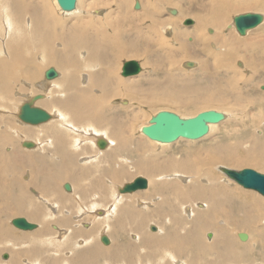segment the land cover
I'll return each mask as SVG.
<instances>
[{
  "label": "bare ground",
  "instance_id": "bare-ground-1",
  "mask_svg": "<svg viewBox=\"0 0 264 264\" xmlns=\"http://www.w3.org/2000/svg\"><path fill=\"white\" fill-rule=\"evenodd\" d=\"M116 1L120 4V8L122 10V7L124 6L121 5L120 0H116ZM143 1L146 2L145 0ZM157 1L161 2L162 0H157ZM165 1L168 2L169 0H165ZM240 1L242 5L236 6L234 9H232V11H239V10L252 9V8L256 9L257 7V4L255 2L256 0H240ZM53 2L55 3V6L60 13L69 14V13H74L78 10V7H76L72 11H64L60 8L57 0H53ZM137 2L138 0L135 1L134 7L136 6V4H138ZM210 2H212V0H210ZM224 3L231 4V0H223V2H219L213 5L205 4L206 7L208 8L207 11L206 10L204 11L205 13H203V11L199 12L197 11V9L196 12L194 13L192 11L184 10L185 15L191 14L195 18L194 19L195 25H193L190 30V32L194 35L195 43H193V45L187 44L188 47L184 46L182 47V49L188 51L190 49H194L195 46H199L201 49L208 52L207 55L214 57L216 61L217 60L220 61L219 57L225 59V57L230 58L234 56L233 49L237 48L241 44L248 41L247 39L237 41L234 40L233 38H229L230 33L225 36H217L216 31H218V29L220 31L221 24L226 20L225 18H222V16L226 15L225 12L218 13L220 10L224 9L225 7ZM88 4H90V1L89 3L86 4V7L88 6ZM76 5H77V0H76ZM47 7L48 6L46 7L44 6V0H39L36 3L32 2V0H0V56L7 57L9 55V51L11 52L10 57L13 54L11 58L0 62V67L2 71L0 74V91H2L8 85V83L10 82L12 83L18 78V69L25 70L24 68L25 65H28L31 62L34 63L33 55L35 56V54L34 53L33 55L29 54V51H31V49H24L27 45H25L22 41L13 43L11 45V48L9 46V43L11 41L18 40V26L21 29V36H28L27 39L29 40L35 39L39 43L36 44V46L33 45V47H35L33 50H35L39 46V50L41 51V53L44 52L42 58H40L41 55L39 54L40 62L41 61L42 63L48 62L46 63L45 66L54 65L57 68L59 74V76L55 79L46 81L47 79L45 80L44 78V80L31 84V85H35L39 90L46 93V97L45 100H43V104L49 107V110L53 112L52 113L53 116L49 119L50 121L48 120L47 122H45L47 124H45L42 127L40 126L41 124H39L41 128L38 129V132H42V133L47 132V134L44 135L43 137H41L38 133H36L33 130L32 131L24 130L23 127L22 129L19 123L17 127H13L15 126L16 123L15 124L10 123L12 121V120L10 121L11 118L9 119L6 116L15 114V116L17 117L18 114L17 111L19 110L16 107L17 111L15 109L14 111H11L9 105L11 103H9L8 106L5 101L6 100L5 98L6 96L4 94L5 91H3L2 94L0 92L1 95L0 96L1 99L0 127H2L4 130L7 131V133L4 134L3 137L0 139V246H1V250L5 249L7 251L8 248L5 247L7 245L16 246L18 244V246L21 248L20 251L18 252V260H15L14 256H10L9 259L5 261L3 260L4 262H0V264H20L21 259H25L26 264H44L43 261H45L47 264V260L49 259L52 260V262L49 261L48 264H78L79 257L82 256H88V258L93 257L92 251H95L94 255L96 256L101 255V253H96V250H101L102 248L98 247L96 243H93V239L95 236L93 235V237H91L92 235H89L90 230L83 232L82 234L84 236H80V234H77L79 241L81 243L88 244L87 245L89 247L88 249L74 248L72 247L73 243L70 242L69 245L71 246L69 248L66 247H61L58 249L54 248L53 250L48 251V256L46 255L47 250L38 252L36 247L33 245V244L37 245L44 234L42 236L41 234H38V235H27L26 237H24L23 235L24 233H23L22 240L18 235V241H15V237L13 236L11 230H7L5 217L7 215H10L9 213H15V215L18 214L20 216L23 215L27 218L28 215L26 216V213L22 208L27 206L28 209L34 210V208L36 207V204H34L30 198H28L30 199V201L27 204L18 201L13 202L10 199H12L14 195L17 197V193L15 191L17 190L18 192V187L20 188L22 193L25 194L24 187L29 188L30 184L37 183V180L32 175V171L35 172L37 175H41V176L46 175L47 172L45 167L43 166L44 163L46 164V167L50 168L51 171L53 172V173L51 172L50 177L53 175L54 177L57 176V178H59L58 177L59 174L62 175L63 180L64 179L71 180V183L73 182L74 184V187L73 186L72 187L75 188V193L74 195H72L70 201H68V199L64 196L60 197V195L56 193L55 181L53 182L52 180H50L52 178L49 177L47 178L46 182H44L40 187V189H42V192L46 197L39 195L35 197L36 199L46 204H49L48 202L50 201L61 202L62 206L71 203L73 204L74 202L75 204H78L77 207H84L82 205L85 204V200H83L81 196H79V193H81V195L86 197L93 196L92 198H96L97 199L96 202L100 204V206L102 207L101 209L103 211V214L101 213L102 212L101 210H97L96 213L98 215L94 213L95 223L94 225L92 224V226L94 227L91 226L92 227L91 230H94L98 225H100L98 226L100 229V233L102 231H104L105 233H110L113 236L114 242L117 243V238H118L116 236L118 235L117 233L119 232L122 233L125 231V229L131 228L136 234V240L139 241V243L141 242L139 249V247L136 244H132L129 241H125L124 243L119 245L116 250L115 249L107 250L108 252H113L110 253L107 260H96V262L95 261L93 262L92 260L90 261L92 262L91 264H238L237 262L240 263L242 262L244 264H257L256 262L258 260L259 261L261 260L260 263L264 264V199L256 196L255 194H252L251 192L248 193L244 190L232 188L231 186L230 188H227L226 186L218 182L219 180L218 175L222 174L221 172L218 171L219 168H223L226 173V170H230L226 166L229 165L230 162H233V159L230 157V155L226 153H219V152L216 153L215 151H213L215 152V154L213 155L209 153L210 155L209 161H217V163L214 165L215 167V170H213L214 174L204 181L205 184H201L200 177L194 176L191 168L185 170V172L188 173L187 175L181 173L182 172L181 165L183 166V164H186L184 161V157L182 156L180 157V159L178 156H169L168 158H166L165 163H155L158 162V160L151 157L150 154L151 145L142 138L143 140L141 139L137 143L139 144L138 146L143 150V152L147 153V156H144L145 159L140 158L138 152L136 153V150L134 149L130 152H132L134 155V161L132 162V166L133 169L135 170V174L136 173L145 174V176L146 175L149 176L148 187H147L148 189L147 190L143 189L145 190L143 192L137 191L139 193L133 196L123 195L121 197L120 195H117L112 197L114 195L115 189L117 188L118 191V188L120 187L115 183L114 177L118 179V177L120 178V177L128 176V174H125L126 173L125 168L122 169L123 161L131 163L132 160L131 158L130 160L127 159V157L125 158V155L120 154V151L126 150L128 148L127 144H129V142L121 139V131L118 127L113 126V132H111L112 135L110 138L105 130L97 129L95 126H93L92 124L94 122H100L105 117L103 112H99L100 107L98 105H100L101 103L97 100H93L90 97H88V95L85 92L83 94L84 97L80 99L77 90L72 85L77 83L78 79L81 78L80 83H82L85 91H89L87 89L89 88V86L104 87V81L101 78L102 75L97 72V69L100 66L102 67V60L108 58L109 49H111V52H114L115 54L124 52V49H122L121 47L120 48L122 50H120V48L114 47L115 42H112L111 38L117 40V37L123 38L125 34L120 35L119 31L115 29L113 36H110L108 33H106V37L102 35H98L97 37L94 38L92 36L94 38L91 40L92 43H88L87 45H85V43H80V39L87 38L88 34H86L85 32L88 31V28L75 29L74 37L71 36V32L69 31V29L68 30L61 29V31L58 32L57 29L61 27V19H59L60 17H57L53 14L54 11L52 12V8L50 7L47 8ZM93 10H95V8L92 9V11ZM153 11H156V6L154 5V3L148 2V4L146 5L144 4L143 13L145 17L149 16L150 14H153ZM168 11L169 14H171V16L174 15L172 16V18L177 17L179 14L178 9L176 8L168 7ZM24 13L29 14V17L26 18L25 20H23L22 18V15ZM234 16H232L231 20L229 21L230 23H228V27L230 24L232 25L230 29L233 28L234 31H236L235 26L232 24ZM127 18L132 22L137 20L132 16H129ZM113 19L118 23L120 22L118 16H115ZM167 23L172 24V31L169 35H167V37L180 39L184 35V32L179 31L180 32L179 33L178 32L179 29L178 30L176 29L177 25L175 19L162 20L161 23L158 25L159 31L161 33L163 26L165 25V28L167 27ZM165 28L163 29V31L165 30ZM211 28H213L214 33ZM153 29H154L153 26H150L148 28V30L144 35V40L142 41L143 44L150 45L153 43V38L149 33L152 32ZM248 31L246 32V34L248 33ZM207 32L213 34L209 35ZM6 36L9 38V42L5 41ZM259 38L260 41H262L264 39V36L262 37L260 36ZM47 40L49 41V43H47L46 45L45 42ZM54 41L56 44L55 46H54ZM156 42L159 45L162 44V42L159 40H156ZM234 43H236V46L232 47ZM98 45H101V48L97 47ZM215 45L219 46L221 50L225 51V53H222L223 56L219 55L220 53L218 52H211L212 50H214L213 47ZM209 46L211 47V49ZM58 47L60 48L58 49ZM80 49L82 50V52ZM125 51L127 52V54H131V51L129 49H126ZM24 52L25 54L23 55ZM78 52L79 53L81 52V57L85 59L87 66L84 67L83 65H81L80 61L77 58H76L77 60L73 59V56L75 55L76 57ZM187 60L190 59L184 60V63ZM63 62L65 64H63ZM174 63H175L174 58L171 57L169 61V65H172ZM189 63H193V61H189ZM239 64L242 65L240 62ZM74 66H76V68L78 69L76 71L78 72L80 70L79 69L80 67H82L81 70L87 69L88 71H85V73L79 72V74L77 73V75L76 73H74L75 70H73V72L70 73V67L72 68ZM40 73L41 70L33 68V72L31 71V75L33 74V76H31L29 80H35L36 77L40 75ZM23 74L26 75L27 74L26 71ZM92 76L93 78L91 81L90 78ZM25 83L28 84L27 82ZM184 83L185 82H183V86L185 85ZM180 89L183 88L180 87ZM31 90H32V86H31ZM67 91H68V98L58 97L59 95H56V93H62ZM90 91L94 94L99 92L96 89ZM72 92H74L75 94H73L72 96L69 95V93ZM180 93L181 92L177 90V92L174 93V96L176 95L179 96ZM31 96L27 97V99L30 98ZM35 105H37V102L35 103ZM53 109H57L58 111L56 110L53 111ZM224 114L226 115L225 118L226 120L228 118V114L227 113ZM78 118L80 119L82 118V121L85 120V122L82 123L81 121H79L81 124L77 123V120H80ZM7 119L10 122H8ZM48 122H52V123H48ZM55 124L63 125L65 128L69 129V131L72 130L79 131L80 135H83L84 131L86 129H89L88 133L95 135L96 137L94 140V144L98 150L103 151L108 149H115L119 153H106L102 156L97 157L96 159L94 157V160L92 161V166L94 168H76L77 166H79L78 163L76 166V162L74 165V161L78 159L77 157L79 154L78 152H76V149H78L82 144L85 145L87 142H91L92 138L90 137H94V136H89V137L84 136L83 138H80L81 141L78 140L80 141V144L78 146H76L74 142H71L69 146L70 150L60 153L62 151L61 148L56 147L55 144L61 138V131L58 129L57 126H55ZM83 124H85L86 126L82 127ZM216 124L219 123H215L210 126L209 133L211 129H213V126H215ZM14 128H17L18 131L14 130ZM60 129L62 130V128ZM9 134L13 136L18 135V137L22 139L29 137L34 138L35 141L33 140L32 141L34 142L35 150L41 149L43 151L44 148L46 154L48 155V160L46 161L41 156L36 157L35 154L34 156H30V157L21 156L18 155V151L13 158H10L9 153L4 154L2 152L3 150H1L2 145L9 144L11 147L14 146L12 144L13 141L10 139ZM100 134H104L107 138ZM113 134L118 140L115 139ZM101 139L106 141V146L102 149L97 145V142L100 141ZM23 141H31V140H23ZM156 143L159 144L161 148V149L159 148L160 150L162 151L167 150L165 143H159V142ZM236 145L238 147V143H236ZM252 146L253 147L258 146L257 140L253 141ZM256 151H259V149L255 150V152ZM260 151L261 154H264V148H262ZM255 152L253 151V153ZM247 153L251 154L249 152ZM247 153H245L247 157L253 158L256 160L257 163L264 165V156L248 155ZM61 156L62 157L66 156V159L63 160ZM218 156L220 157V159H217ZM92 157L93 156L88 155V157L83 158V160H91ZM19 162L23 164L21 165ZM102 163H104L102 166L107 165L109 168H111L110 171H105L103 168H101L102 166H100V164ZM203 163L205 165H208V160L204 159ZM230 164L232 166L233 163ZM26 166L31 167V169H29V176H28L29 177L28 180H30V182L28 180L27 181L25 180L26 184H24V182L22 183L21 181H19V177L18 180H14V173L18 172V176H19V174L23 172V168ZM90 169H93L94 173L91 176V178L88 180V184L86 183L83 184L82 182L77 180L79 179L77 175L78 176L81 175L80 178H82L83 174H85L84 172ZM169 172H171V174L160 175V173H169ZM97 173L101 175H97ZM89 175L91 174L89 173ZM168 175H172V176H168ZM223 175L228 177L227 174L226 175L223 174ZM162 176H164V178H162ZM221 177L223 176L220 175V179ZM180 178L184 180L183 183L181 184L180 181L176 180V179L180 180ZM127 179H129V177ZM84 180L85 179L82 178L83 182ZM224 180L227 185H231L228 179L224 178ZM84 187H94V189H91L88 194H84L82 193ZM34 192L36 195L35 190ZM52 194L55 196V198L52 199L55 200L50 199V195ZM155 195L158 198V200L153 205L145 207L146 203L154 201ZM111 198L114 199L112 203L110 202ZM194 199L202 200L205 203V205H203V209L193 208L192 210V207L190 208L187 206L189 204L197 205L198 202H196V200ZM180 201H183L184 203L181 204ZM135 204L138 205L139 209L136 208ZM90 206L91 204L89 205V207ZM89 207H87V209H89ZM235 208H236V212L239 211L238 214L239 219H235L236 223L241 224L240 226L242 227L247 226V224L255 223L256 232H257V234H255L256 240L249 244L250 247L238 248L239 244L235 246L234 245V243H236L234 242L235 240L233 239L234 243L231 240L230 232L228 229V223H227V221L229 222L230 219L225 217L224 215L227 212V209L230 210V211L228 210V213H230L228 216L234 215L233 210ZM181 211L182 212L184 211L186 215V219L184 216H183L184 218L182 217ZM236 212H235V216H236ZM88 213L90 214L91 212L82 209V212H79V214L74 215V217H76V219L79 218L78 220H80L82 216L84 217ZM31 214L33 217L32 218L28 217L29 219H33V220L38 219L36 213L33 214L32 212ZM179 216H181V218ZM222 216L227 218V220L226 221L222 220L221 219ZM169 217H173L174 220L166 224L167 223L166 218L169 219ZM151 218L154 219L157 218V220H151ZM220 220L221 222L219 223ZM259 220H260V224L256 225V223L259 222ZM145 222L149 224V226L147 225L149 228L152 222H154V224L156 223L158 229L156 228L157 230L154 233L148 232L147 234H144L142 230L145 225ZM62 224H64L65 226L63 227ZM62 224L61 225L58 224L59 227L56 225L54 226L57 229L56 230L57 233L59 231L60 232L59 234L61 235L64 234L65 231H67V229H64L67 228L66 227L67 222ZM60 226H62L63 228H61ZM126 226L127 228H125ZM212 228L214 229L212 231L213 232L212 238H211V234L208 233L211 231H208L207 237L211 239L207 240V242L205 239H204L205 241H203L201 239L203 230L206 231ZM25 231H31V230H25ZM43 231L45 233L44 229ZM102 235H106V234L103 233L100 234L99 236L100 242ZM203 235L206 234H204L203 232ZM237 237H238V233H237ZM248 237H250V235H248ZM26 240L32 242L33 244L26 243ZM257 248L260 250V251L258 250L259 252L256 250ZM90 249H91L90 251L91 254L88 253V250ZM26 250L27 252L28 251L29 252L26 253ZM256 256L257 257L259 256V259H257ZM39 258H42L41 262H40L41 259L39 260Z\"/></svg>",
  "mask_w": 264,
  "mask_h": 264
},
{
  "label": "rangeland",
  "instance_id": "rangeland-1",
  "mask_svg": "<svg viewBox=\"0 0 264 264\" xmlns=\"http://www.w3.org/2000/svg\"><path fill=\"white\" fill-rule=\"evenodd\" d=\"M38 1L39 0H32V2L35 3ZM89 1L90 4H88V6L86 7V4L89 3ZM135 1L136 0H120L121 5L124 6L122 7L121 10L120 4L116 0H77L76 7H78V10L74 13L65 14V13H60L57 10L53 0H49V1L44 0V6L45 7L48 6L52 8V12L54 11L53 14L57 17H60L59 19H61V27L57 29L58 32H60L61 29H65V30L69 29V31L71 32V36L74 37L75 29L88 28V31L85 32L86 34H88L87 38L86 39L81 38L80 43H85V45H87L88 43H92L91 40L97 37L98 35H102L106 37V33H108L110 36H113L115 29L119 31L120 35L125 34L123 38L117 37V40L111 38L112 42H115L114 47L116 48L121 47L122 49H124V52L115 54L114 52H111V49H109L108 58L103 59L102 67L100 66L97 69V72L102 75L101 78L104 81V87L89 86V88H87L89 91H85L82 83H80L81 78L78 79L77 83L72 85L77 90L80 99L84 97L83 94L85 92L88 95V97H90L93 100H97L101 103L100 105H98L100 107L99 112H103L105 117L100 122H94L92 125L95 126L97 129L105 130L110 138L112 135L111 132H113V126L118 127L121 131V139L129 142V144H127L128 148L126 150L120 151V154L125 155V158L127 157V159L129 160L131 158L132 160L131 163L123 161L122 169L125 168L126 170L125 174H128V176L120 177V178L118 177V179L114 177L115 183L118 186H121L126 182H130L137 176H144L147 179L149 178V176L147 175L145 176V174H137V173L135 174V170L133 169L132 166V162L134 161V155L130 151H132L133 149L136 150V153L138 152L140 158L143 159H145L144 156H147V153L143 152V150L138 146L139 144L137 143L142 138L151 145V153H150L151 157L158 160V162L154 161L155 163H165L166 158H168L169 156H178L179 159L182 156L184 157V161L186 164H183V166L181 165L182 168L181 173L187 175L188 173H186L185 170L191 168L194 176L200 177L201 184H205L204 181L214 174L213 171L215 170L214 165L217 163V161H209V157H210L209 153L213 155L215 154V152L226 153L230 155V157L233 159V162L230 163L233 164L231 166V164L229 163L230 166L229 165L226 166L230 170L239 171L244 168H251L257 172L264 174V165L257 163L255 159L247 157L245 155V153L249 152L251 154L247 153L248 155L264 156V154H261L260 151L262 148H264L263 147L264 120H261L264 119V89H261V87L264 86V39L260 41L259 38L260 36L261 37L264 36V20L256 28L249 30L245 36H240L236 31H234L233 28H231L232 29L231 30L230 27H228V23H230L229 21L231 20L232 16L236 14L245 13V12H259L264 14V0L255 1L257 4L256 9L252 8V9H245L239 11H232V9H234L236 6L242 5L240 0H231V4L224 3L225 5L224 9L220 10L218 13L225 12L226 15L222 16V18H225L226 20L221 24L220 31L219 29L218 31H216L217 36H225L230 33L229 38H233L234 40L237 41L247 39L248 41L241 44L237 48L233 49L234 56L230 58L225 57V59L219 57L220 61L218 60L216 61L214 57L207 55L208 52L201 49L199 46H195L194 49H190L188 51H185L184 49H182V47L187 46V44L193 45V43H195L194 35L190 32L192 26L195 25V20H194L195 18L191 14L185 15L184 10L192 11L194 13L196 12L197 9V11L199 12L203 11V13H205L204 11L205 10L207 11L208 9L206 7L207 4L213 5L219 2H223V0H212V2H210V0H169L168 1L169 3L166 2L165 0H162L161 2L157 0H145L147 3L144 2L143 0H138L137 3L140 6L138 9L134 7ZM148 2L154 3V5L156 6V11H153V14H150L149 16L145 17L143 13V7L144 4L146 5L148 4ZM168 7L178 9L179 11L178 16L172 18V16L174 15L171 16V14H169ZM94 8L95 10L92 11V9ZM96 10L98 11V13ZM115 16L119 17V21H120L119 23L113 19ZM129 16H132L137 20L132 22L127 18ZM28 17H29L28 13H24L22 15L23 20H25ZM187 18H191L194 21L193 24L184 25L183 22ZM164 19H171V20L175 19L177 25L176 29L177 30L179 29L178 32L179 31L184 32V35L180 39L167 37V35H169L172 31L171 23H167L166 28L164 25L161 33L159 31L158 25ZM150 26L154 27L153 31L149 32L153 38V43L150 45L147 44L145 45L142 43V41L144 40V35ZM164 28L165 30L163 31ZM211 29L213 30V28ZM213 33L211 34L208 33V34L212 35ZM27 37L28 36H21V29L18 26V40L11 41L9 43V46L11 48V45L13 43L22 41L25 45H27L24 49H31V51H29V54L31 55H33V53L35 54V56L33 55L34 63L31 62L30 64L25 65L24 67L25 70L18 69V78L14 82L8 83V85L4 88L6 90L3 89L0 92L2 94V92L5 91L4 94L6 96L5 101L7 105L9 103L14 105L13 106L9 104L11 111H14V109L16 110V107L19 110L20 105H22V103L27 100V97L39 93L41 94L44 93V98L38 100L37 105L46 109L49 113L52 114L53 112L49 110V107L43 104V100H45L46 93L39 90L35 85H31V84L44 80L43 75L45 69L49 67H53L57 70V68L54 65L45 66L46 63L48 62H44V63H42V61L40 62V58L43 57L42 55H44V52H42L43 54L41 53V51L39 50V46L35 49L36 51L33 50L35 48L33 47V45L36 46V44L39 43L35 39L33 40L27 39ZM7 38L8 37L6 36L5 41L9 42V38L8 39ZM156 40L161 41L162 44L161 45L157 44ZM29 42L30 44L31 43L32 44L30 45ZM47 43H49L48 40L45 42V44L47 45ZM55 45L56 44L54 41V46ZM235 46L236 43H234L232 47ZM97 47L101 48V45H98ZM59 48L60 47H58V49ZM121 48L120 50H122ZM126 49H129L131 51V54H127V52L125 51ZM213 49L214 50H212L211 52H218L220 53L219 55L221 56H223L222 53H225V51L221 50V48L217 45H215ZM81 52L80 53L78 52L76 57L74 55L73 59L74 60L78 59L81 65L85 67L87 66V64L85 62V59L81 57ZM10 54L11 52L9 51V55L7 56L8 58L0 56V62L11 58L13 54L11 57ZM24 54L25 52L23 53V55ZM39 54L41 55V57ZM171 57L174 58L175 63L169 65V61ZM133 59L140 62V65L142 67L141 72L134 76L123 77L121 75V67L123 62ZM186 59H190V60H187L186 61L187 63L186 62L184 63V60ZM189 61H193V63H189ZM239 62L242 65H240ZM63 64L65 63L63 62ZM33 68L39 69L41 70V73L42 72L43 73L42 74L40 73V75L36 77L35 80H29V78L33 76V74L31 75V71L33 72ZM79 69H80L79 72L81 73H85V71H88L87 69L81 70L82 67H80ZM73 70H75L74 73H76V75L77 73L79 74V72L76 71L78 70L76 66L72 68L70 67V73H72ZM25 71L27 73L26 75L23 74ZM1 72L2 71L0 67V74ZM92 78L93 76L90 78L91 81ZM23 81L27 82L28 84H26ZM179 82L182 83L180 84ZM183 82H185L184 86H183ZM31 86H32V90H31ZM180 87H182L183 89H180ZM93 89H96L99 92L94 94L90 91ZM177 90H179L181 93L179 96L177 95L174 96V93L177 92ZM73 94L75 93L74 92L69 93V95L71 96ZM56 95H59L58 97L68 98V91L62 93H56ZM207 109H215L227 113L228 118L225 121L213 126V129H211L210 133L200 139L192 141L184 138H179L177 141L171 144H166L167 147L166 148L167 150H165L166 152L160 150L161 148L159 144L150 140L140 132L141 127L143 125H146L150 117L153 114H155L157 111L168 110L175 112L180 116L189 117V116H194L198 112ZM54 110L58 111L57 109H53V111ZM6 117H8L9 119L11 118L10 121L12 120L10 122L7 119L8 122L12 124L16 123L15 126L13 127H17L19 123L21 128L23 127L24 130H31V131L33 130L36 133H38L41 137L47 134V132L46 133L38 132V129L47 123L41 124L40 125L41 127L39 125L32 126L28 124H26L25 126V123L21 122L15 116V114L10 116L8 115ZM79 121H81L82 123L85 122V120L82 121V118L80 120H77V123H80ZM48 123H52V122H48ZM55 126H57L58 129L61 131V138L55 144L56 147L61 148L62 151L60 153L70 150L69 146L71 142H74L76 146H78L81 141L80 138H83L84 136L85 137L94 136V137H90L92 138L91 142H87L85 145L82 144L78 149H76V152L79 153L77 157L78 159L76 160L75 158L76 161H74V165L75 162H76V166L77 163L79 164V166H77L76 168H94L92 166V161L94 160V157L96 159L97 157L102 156L106 153H119L115 149L99 151L94 144V140L96 137L95 135L88 133L89 129H86L84 131V134L80 135L79 131L76 130L69 131V129L65 128L63 125L55 124ZM84 126L86 125L83 124L82 127ZM59 127L62 128V130ZM14 130H17V128H14ZM6 133L7 131L4 130L2 127H0V139ZM100 135L105 136L104 134H100ZM10 139L13 141L12 143L14 145L13 147H11L9 144L2 145L1 147V150H3L2 152L4 154H8V153L10 154V158H13L18 151V155L21 156L30 157V156H34L35 154L36 157L41 156L46 161L48 160V155L46 154L44 148L43 151L41 149L40 150L38 149L39 150L38 151L35 150V148L27 149L21 145L22 144L21 141L23 140L35 141L34 138L29 137L22 139L18 137V135L15 136L10 135ZM115 139L118 140L116 137ZM254 140H257L258 143L257 147L252 146ZM236 143H238L239 148L237 147ZM258 149L259 151L255 152V150ZM253 151L255 153H253ZM88 155L93 156L91 160H83V158L88 157ZM61 158L65 160L66 156L63 157L61 156ZM204 159L208 160V165H205L203 163ZM217 159H220V157L218 156ZM20 164L22 165L23 163ZM103 164L104 163L100 164V166H102ZM43 166L46 169L47 172L46 175L45 176L37 175L35 172L32 171V175L37 180V183L30 184L29 188L24 187L25 194H23L20 188L18 187V192L17 190L15 191L17 193V197L14 195V197L10 199L13 202L14 201L24 202V204H27L31 199V201L34 204H36L34 210L28 209L27 206L23 207L22 209L26 213V216L28 215V217L30 218L33 217L31 214L32 212L33 214L36 213L38 216V219L35 220L29 219L28 217L26 218L23 215L21 216L18 214L15 215V213H9L10 215H7L5 217L6 228L7 230H11L13 236L15 237V241H18V235L22 240L23 233H24L23 234L24 237H26L27 235H38V234H41L42 236L44 234L41 237L40 242L37 244L38 246L27 240L26 243H32L36 247L38 252L47 250L46 255L48 256V251L53 250L54 248L56 249L61 247L69 248L71 246L69 245L70 242L73 243L72 247L74 248L88 249L89 248L87 246L88 244L81 243L79 241L78 236H72V234L75 233L76 229L79 230V233H83L85 231L90 230L89 235H92L91 237H93V235L95 236L93 239V243H96V245H98V247H101L102 249L96 250V253H101V255L100 256L93 255V257L88 258L89 262L92 260L93 262L94 261L96 262V260H107L110 253H113V252H108L107 250L108 249L116 250L117 247L122 243H124L125 241H129L132 244H136L140 249L141 242L139 243V241L136 240L135 232L131 228L128 229L127 226L125 227L127 229L124 228L125 233L124 232L117 233L118 234L116 235L118 237L117 243L114 242L113 236L110 233H105L104 231H102L101 233L107 235V237L110 240V244L104 245L103 243L100 242L99 236L101 233L98 227L100 225H98L94 230L91 229L92 227H94L92 226V224L94 225L95 223L94 213H96L97 210L102 211L101 209L102 207L100 206V204L96 202L97 200L96 198H92L93 196L86 197L81 195V193H79V196H81V198L85 200V204L82 205L84 207H77L78 204H75L74 202L73 204L70 202L72 205L67 204L65 206H62L61 202L50 201L48 202L49 204H46L36 199L35 197L39 195L46 197L42 192V189H40V187L44 182H46L47 178L50 177L52 172L50 168L46 167L45 163L43 164ZM101 168H103L105 171H110L111 169L107 165L102 166ZM29 169H31V167L28 166L24 167L23 172H21L19 176H18V172H15L14 180H18L19 177V181H21L22 183L24 182V184H26V181L29 179L28 177ZM88 171H85L84 172L85 174H83L82 176V178L85 179L84 182L82 181V178H80L81 175L79 176L77 175V177H79V179L77 180H79L83 184L85 183L88 184V180L93 175L94 170L90 169ZM218 171L222 173L218 175L219 176L218 182H220L222 185L226 186L227 188H230L231 186L232 188L244 190L248 193L251 192L252 194H255L256 196L264 199V196L260 195L258 192L254 190L246 189L241 185L237 184L236 182L232 181L230 178L224 176L223 174L226 175V173L223 168H219ZM89 173L91 175H89ZM162 174H171V172L160 173V175ZM97 175H101V174L97 173ZM220 175L223 176L221 177V179H220ZM168 176H172V175H168ZM58 177L59 178H57V176L54 177L53 175L50 177L52 178L50 180H52L53 182L55 181L56 193L59 194L60 197L64 196L68 199V201H70L72 195H74L75 193V188H73L74 184L73 182L71 183V180L69 179L63 180L62 175L58 174ZM128 177L129 179H127ZM162 178H164V176H162ZM224 178L228 179L231 185H227L225 183ZM176 180L180 181V184L183 183L184 181L181 178L180 180L179 179ZM28 181L30 182V180ZM64 183H69L71 185L72 188L71 192H67L63 189ZM91 189H94V187H84L82 193L88 194ZM34 190L36 191V195ZM143 191L145 190L139 192H143ZM139 192L136 191L132 194L130 193L120 194L118 193L116 188L114 195L112 197L117 195H120L121 197L123 195L133 196ZM154 197H155L154 201L146 203L145 207L153 205L158 200L156 195ZM52 198H55L53 194L50 195V199L55 200ZM194 200L198 202L197 205L189 204L187 206L190 208L192 207V210L193 208L203 209V205H205V203L199 199H194ZM113 201L114 199L111 198L110 202L112 203ZM180 203L182 204L184 202L180 201ZM90 204L91 206L89 207ZM135 206L136 208H138L137 204H135ZM87 207H89V209H87ZM82 209H84L85 211H90L91 213L86 214L87 216L86 215L84 217L82 216V218L78 220L79 218L76 219L74 215H77L79 214V212H82ZM228 210L229 209H227V212L225 213L224 216L230 219V220L228 219L229 222L227 221V223H228V229L230 232V237L232 242L235 240L234 242L236 243L234 242L233 243L235 246L239 244L240 246L238 245V248L250 247L249 244L256 240L255 234H257V232H256L255 223L247 224V226L242 227L240 226L241 224L235 222V219H239L238 216L239 211L236 212V208H235L233 210L234 215L228 216L230 214L228 213ZM235 212H236V216H235ZM101 213L103 214V211ZM181 214L182 217L184 216L186 219V215L184 211L183 212L181 211ZM224 216L220 218L226 221L227 218H225ZM16 217H24L28 221L36 223L38 227L31 231L19 230L15 228L10 221L11 219ZM179 217L181 218V216ZM169 219L166 218L167 220L166 224L174 220L173 217H169ZM151 220H157V218L155 219L151 218ZM65 222H67V226H66L67 228L64 229H67V231H65V233L61 235L59 234L60 233L59 231L57 233L56 231L57 229L54 226L55 225L58 226V224L61 225L62 223ZM220 222L221 220L219 221V223ZM257 224H260V220L259 222L256 223V225ZM147 225L149 226V224L145 222L142 232L144 234H147L148 232L154 233L155 231H151ZM151 225H154L158 229L156 223L154 224V222H152ZM62 226L64 227L65 225L62 224ZM62 226L60 227L63 228ZM146 228L149 230H147ZM43 229L45 230V233ZM213 230H214L213 228L208 229L206 231L203 230L204 234L206 235H203L202 232L201 239L203 241L206 240V242L207 240H210L213 236L212 234ZM207 232L211 234L210 239L207 237L208 234ZM239 232H245L247 235H250V237H248L246 241H240L239 238L237 237V233ZM5 247L8 248V251L5 249L1 250V246H0V250L2 251V252L0 251V262H4L5 260L9 259L10 256H14V259L18 260V252L21 249L18 246V244L16 246L7 245ZM256 250L258 251L259 249L257 248ZM28 252L26 250V253ZM5 255L6 258H3L5 257ZM257 259H259V256L257 257ZM39 260L41 262L42 258H39ZM49 261L52 262V260L49 259L47 260V264ZM260 261L258 260L256 263L259 264ZM21 263L26 264V260L21 259L20 264ZM43 263L46 264L45 261H43ZM237 263L244 264L242 262L241 263L237 262Z\"/></svg>",
  "mask_w": 264,
  "mask_h": 264
},
{
  "label": "water",
  "instance_id": "water-1",
  "mask_svg": "<svg viewBox=\"0 0 264 264\" xmlns=\"http://www.w3.org/2000/svg\"><path fill=\"white\" fill-rule=\"evenodd\" d=\"M60 8L64 11H72L76 8V0H57ZM139 5L136 4L135 8L138 9ZM264 19L263 14L258 12H245L237 14L233 17V25L236 28V32L243 36L250 29L255 28ZM191 18H187L183 23L184 25L193 24ZM232 25H229L231 27ZM142 70L140 63L137 60L124 61L121 67V75L123 77L133 76L140 73ZM58 71L49 67L44 71V78L52 80L58 77ZM264 89V86L261 87ZM44 98V94H35L28 98L19 107L17 118L25 123L32 126H36L47 122L52 114L46 109L35 105V103ZM226 115L215 109H207L198 112L194 116L182 117L179 114L168 111L160 110L153 114L148 123L143 125L140 132L148 137L152 141L159 143L171 144L177 141L179 138H185L188 140L199 139L209 133L210 126L215 123H220L225 120ZM97 145L102 149L106 146V141L101 139L97 142ZM22 146L31 149L34 148L33 141H23ZM228 178L234 180L237 184L242 187L258 192L264 196V174L257 172L251 168H244L239 171L226 170ZM148 179L146 177L137 176L130 182L124 183L118 188V192L121 194L134 193L143 189H147ZM65 191H71V185L65 183L63 185ZM11 224L21 230H33L37 228V224L28 221L24 217H16L11 220ZM151 231H156L154 225L150 226ZM210 237V236H209ZM240 240H247L248 235L246 233H238ZM101 242L104 245L110 243L107 235L101 236ZM6 257V255H5ZM4 257V258H5Z\"/></svg>",
  "mask_w": 264,
  "mask_h": 264
},
{
  "label": "crops",
  "instance_id": "crops-1",
  "mask_svg": "<svg viewBox=\"0 0 264 264\" xmlns=\"http://www.w3.org/2000/svg\"><path fill=\"white\" fill-rule=\"evenodd\" d=\"M77 234H80V236H84L82 233H79V230H76L75 233L72 234V236H77ZM91 249L88 250V253H90ZM93 255L95 251H92ZM91 254V253H90ZM92 262L88 261V256H82L78 258V264H91Z\"/></svg>",
  "mask_w": 264,
  "mask_h": 264
},
{
  "label": "flooded vegetation",
  "instance_id": "flooded-vegetation-1",
  "mask_svg": "<svg viewBox=\"0 0 264 264\" xmlns=\"http://www.w3.org/2000/svg\"><path fill=\"white\" fill-rule=\"evenodd\" d=\"M100 151V150H99ZM100 240V239H99Z\"/></svg>",
  "mask_w": 264,
  "mask_h": 264
}]
</instances>
